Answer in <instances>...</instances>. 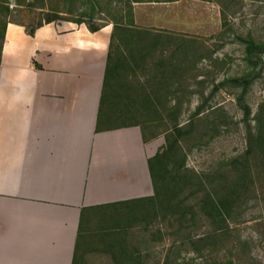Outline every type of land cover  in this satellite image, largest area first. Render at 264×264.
<instances>
[{
	"label": "rangeland",
	"instance_id": "rangeland-1",
	"mask_svg": "<svg viewBox=\"0 0 264 264\" xmlns=\"http://www.w3.org/2000/svg\"><path fill=\"white\" fill-rule=\"evenodd\" d=\"M101 7L105 4L97 1L84 8L70 0H0V15L29 26L54 14L62 20L110 23ZM134 7L138 27L151 31L155 44L132 48L142 57L132 69L121 71L129 81L122 85L126 91L153 93L159 112L140 104L132 119L145 126L148 137L157 135L160 150L167 146V132L172 135L175 126L182 127L178 140L185 170L180 177L189 186L177 202L194 206L197 220L190 215L181 230L174 220L164 219L169 214L160 208L156 217L150 215L161 201L157 198L128 206L127 224L118 231L126 238L121 262L264 264V149L259 143L261 148L252 152L249 136L250 129L255 133L264 128V55L263 67L255 68L259 75L248 88L232 81L253 69L241 37L264 41V0H174ZM69 9L73 14H59ZM235 160L234 167L230 163ZM239 177L242 186L226 214L227 225L212 226L200 211L206 192L216 198V192L222 195V187ZM99 230L93 232L83 264L115 263Z\"/></svg>",
	"mask_w": 264,
	"mask_h": 264
},
{
	"label": "crops",
	"instance_id": "crops-1",
	"mask_svg": "<svg viewBox=\"0 0 264 264\" xmlns=\"http://www.w3.org/2000/svg\"><path fill=\"white\" fill-rule=\"evenodd\" d=\"M70 1L84 8L95 2ZM86 23L60 19L33 36L23 23L7 25L0 66V264H74L80 232L88 240L100 229L112 246L111 235L127 224L128 206L155 198L150 161L159 138L145 140L124 100L102 105L114 24L92 32Z\"/></svg>",
	"mask_w": 264,
	"mask_h": 264
},
{
	"label": "trees",
	"instance_id": "trees-1",
	"mask_svg": "<svg viewBox=\"0 0 264 264\" xmlns=\"http://www.w3.org/2000/svg\"><path fill=\"white\" fill-rule=\"evenodd\" d=\"M99 4H105V9H101L103 11L102 14L104 16H108L110 23L114 24L113 34H112V42H111V50L108 61V68L106 72V78L104 82L103 96H102V105L107 103L109 99L117 100L122 99L125 101L128 106V110L134 107L137 109L139 106H144L151 108L152 111H158V102L154 99V94L149 93L144 89H132L130 88L128 91L123 90L120 86L119 82L125 80L129 82L125 76H121V71L130 68V65L137 62V59L142 57L141 55H135L133 53L134 46L148 45L151 49L155 42L152 39V32L149 30L140 29L136 23V15H135V5L143 4V3H163V2H172L174 0H95ZM102 6V5H101ZM60 14V13H59ZM70 14V13H67ZM224 19L226 20L227 15L223 12ZM62 19L60 15H51L45 21H42L38 25L29 26L26 25V30L28 34L34 35L36 30L44 24H49L54 22L55 20ZM72 20V19H71ZM70 20V21H71ZM76 23H83L84 21H75ZM10 21L7 17L0 15V66L2 60V50L5 42V32L7 25ZM18 23V22H16ZM90 31L97 32L104 25H95L91 23H86ZM140 39H144L139 41ZM245 43V58L248 65L253 67L250 72L245 73L241 77H237L232 79L234 83L238 86H243L245 89L248 88L254 77L258 76V73H255V68L263 67V59L264 55V41H257L251 37L242 38ZM135 55V56H134ZM132 59H131V58ZM137 57V58H136ZM113 59V61H112ZM143 59V58H141ZM138 63V62H137ZM119 86H118V85ZM120 88V89H119ZM244 100V96L240 98V101ZM141 104V105H140ZM241 104H244L241 102ZM131 110V109H130ZM137 111V110H136ZM159 112V111H158ZM245 115L249 117L251 115V110L249 107H245ZM144 129V138L145 140H150L152 138H156L157 135H152L150 139H148L145 131V126H142ZM182 127L175 126L176 132L172 135L167 132L165 140L167 142V146L160 150L157 155L150 161L152 179L155 186V198L158 201H161L157 205V209L152 211L150 215L157 216V211L159 208L161 211H166V214H169V218L167 216L164 219H172L179 226L181 230L185 227V223L189 222V216L191 215V220L196 221V210L194 206L188 207L187 205H182L180 202H177L181 195L184 194L189 185L187 182L185 183L183 179L180 177V171L185 170V163L180 162V156L182 153V149L179 143V136L181 134ZM170 131V130H169ZM169 134V135H168ZM250 136V150L253 152L255 149H259L260 144H262V149H264V128L261 127L257 132L253 133V130H249ZM174 140V141H173ZM249 155H246L245 161L249 160ZM244 162V161H243ZM155 163L157 164V168H155ZM238 161H232L230 164L235 167ZM181 172V173H182ZM239 181H235L233 183L226 184V186L222 187V195L216 192V198L211 193L206 192V198L201 203L200 211L205 214L206 219L212 226H226L227 219L226 214L232 210V204H235V199L238 196V192H240V188L242 184L241 177L238 178ZM220 192V191H219ZM221 196V197H220ZM217 200V201H216ZM145 216H149L146 215ZM146 218V217H144ZM85 237L80 232L78 238V246L75 253L74 264H83V256L86 250H84L85 246L90 242V238ZM113 242L112 255L115 256V259L118 261L114 264H125L122 259H124V251H122V244L126 241L123 232L114 233L110 237ZM86 249V248H85ZM131 256V255H130Z\"/></svg>",
	"mask_w": 264,
	"mask_h": 264
}]
</instances>
